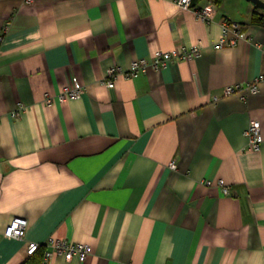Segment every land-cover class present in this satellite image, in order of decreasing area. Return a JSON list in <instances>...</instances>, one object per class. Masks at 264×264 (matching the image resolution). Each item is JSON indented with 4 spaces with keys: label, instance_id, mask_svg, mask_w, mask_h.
<instances>
[{
    "label": "crops",
    "instance_id": "crops-1",
    "mask_svg": "<svg viewBox=\"0 0 264 264\" xmlns=\"http://www.w3.org/2000/svg\"><path fill=\"white\" fill-rule=\"evenodd\" d=\"M207 5L208 22L195 11ZM255 11L248 0H0V264H24L29 243L50 238L92 248L52 264H264V143L254 152L245 136L255 120L264 136V80L246 89L264 74ZM225 20L250 39L218 48ZM193 45V61L128 75ZM113 66L124 75L109 89ZM76 82L81 98L60 101ZM15 217L29 220L24 239L5 236Z\"/></svg>",
    "mask_w": 264,
    "mask_h": 264
},
{
    "label": "built area",
    "instance_id": "built-area-1",
    "mask_svg": "<svg viewBox=\"0 0 264 264\" xmlns=\"http://www.w3.org/2000/svg\"><path fill=\"white\" fill-rule=\"evenodd\" d=\"M26 3L32 4L34 0H25ZM177 4L185 9H190L195 7L196 0H176ZM195 11L199 15V18L203 21H210L212 17V6L207 5L205 7H197ZM8 26L5 27L7 32ZM3 36H0V42ZM250 39V36L246 33L243 26L240 23L225 20L223 22V35L216 44L218 48L222 47H232L236 46L240 40ZM202 52V47L200 45H193L190 47L179 46L168 51H157L154 54V59L151 64L146 60L135 61L132 65L131 72L128 75L135 76L140 72L145 71L150 65L155 70H159L166 67L169 62L172 61H193L197 59ZM124 75L121 68L113 66L107 70L104 84L109 88H114L116 86L117 79ZM264 80V74L258 76L253 80L248 86L247 90L255 92L258 90L259 84ZM85 86L81 82H76L73 87L64 88L63 92L58 96L60 101L67 100H77L81 98L84 93ZM240 86H229L225 88V95H232L240 91ZM54 100L53 96H48L47 101L52 103ZM24 106L21 105L19 110L15 111L12 115L14 118H19L22 116ZM245 136L247 137L250 149L254 152H258L262 148L264 143V136L262 133V126L260 121L251 122L250 126L245 130ZM170 167L173 170L177 169L175 162L171 163ZM207 185H213L212 182H205ZM223 186V191L225 194L230 195V189L225 186L221 181L219 182ZM29 227V220L22 217H15L5 230V236L12 239H24ZM41 246L45 247V253L42 264H52L53 259L56 256H63L66 260L71 261L73 259H78L80 261H86L92 253V248L87 243H77L68 242L67 240H61L57 238H50L44 244H39L36 242H30L27 248L28 256H32L39 250Z\"/></svg>",
    "mask_w": 264,
    "mask_h": 264
},
{
    "label": "trees",
    "instance_id": "trees-1",
    "mask_svg": "<svg viewBox=\"0 0 264 264\" xmlns=\"http://www.w3.org/2000/svg\"><path fill=\"white\" fill-rule=\"evenodd\" d=\"M205 2L212 3L216 6H220L223 3V0H202ZM255 23L264 26V11L258 7H256V11L254 14ZM45 253V247L41 246L35 254L30 256V258L24 264H42Z\"/></svg>",
    "mask_w": 264,
    "mask_h": 264
},
{
    "label": "water",
    "instance_id": "water-1",
    "mask_svg": "<svg viewBox=\"0 0 264 264\" xmlns=\"http://www.w3.org/2000/svg\"><path fill=\"white\" fill-rule=\"evenodd\" d=\"M251 2L255 7H258L264 11V0H248Z\"/></svg>",
    "mask_w": 264,
    "mask_h": 264
}]
</instances>
